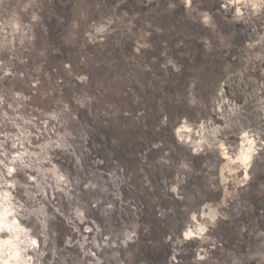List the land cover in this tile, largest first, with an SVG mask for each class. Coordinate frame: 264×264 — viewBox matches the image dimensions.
<instances>
[{
  "label": "rangeland",
  "instance_id": "1",
  "mask_svg": "<svg viewBox=\"0 0 264 264\" xmlns=\"http://www.w3.org/2000/svg\"><path fill=\"white\" fill-rule=\"evenodd\" d=\"M6 194L19 264H264V0H0Z\"/></svg>",
  "mask_w": 264,
  "mask_h": 264
},
{
  "label": "bare ground",
  "instance_id": "2",
  "mask_svg": "<svg viewBox=\"0 0 264 264\" xmlns=\"http://www.w3.org/2000/svg\"><path fill=\"white\" fill-rule=\"evenodd\" d=\"M251 147L252 141H249V145L246 148H243L240 151L239 159L246 163L250 160L251 157ZM2 197V196H1ZM3 202L0 203V230L12 227L14 232V237H18L21 229L23 228L16 218H9V215L12 213V208L8 201V195H3ZM191 232V231H190ZM190 234V233H189ZM26 240H31L33 243H36L35 238L30 237L28 234L25 235ZM0 264H19L17 247L13 239H3L0 240ZM25 264H30L29 261H26Z\"/></svg>",
  "mask_w": 264,
  "mask_h": 264
},
{
  "label": "clouds",
  "instance_id": "3",
  "mask_svg": "<svg viewBox=\"0 0 264 264\" xmlns=\"http://www.w3.org/2000/svg\"><path fill=\"white\" fill-rule=\"evenodd\" d=\"M205 19H206V21H207V17H206Z\"/></svg>",
  "mask_w": 264,
  "mask_h": 264
}]
</instances>
